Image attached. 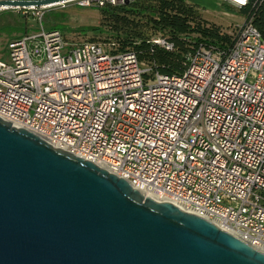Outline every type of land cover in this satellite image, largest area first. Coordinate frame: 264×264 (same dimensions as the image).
Here are the masks:
<instances>
[{"label":"built area","instance_id":"2783aa9c","mask_svg":"<svg viewBox=\"0 0 264 264\" xmlns=\"http://www.w3.org/2000/svg\"><path fill=\"white\" fill-rule=\"evenodd\" d=\"M231 41L226 52L198 47L181 74L162 76L118 42L41 27L0 55V119L264 254V39L244 22ZM150 42L173 50L163 34Z\"/></svg>","mask_w":264,"mask_h":264},{"label":"water","instance_id":"95a60500","mask_svg":"<svg viewBox=\"0 0 264 264\" xmlns=\"http://www.w3.org/2000/svg\"><path fill=\"white\" fill-rule=\"evenodd\" d=\"M0 264H264V254L0 119Z\"/></svg>","mask_w":264,"mask_h":264},{"label":"trees","instance_id":"16d2710c","mask_svg":"<svg viewBox=\"0 0 264 264\" xmlns=\"http://www.w3.org/2000/svg\"><path fill=\"white\" fill-rule=\"evenodd\" d=\"M151 1L154 2L149 8L154 16V19H151L153 27L167 34L173 45L172 51L158 48L142 33L131 31L138 26L137 18L140 15L137 13L138 10L129 9L135 0L128 5L107 6L98 10L104 15L112 12L115 24L113 31L116 33L115 38L119 40L120 48L133 52L153 73L162 76L179 75L185 68L186 55L198 47L204 46L213 51L226 52L232 45L231 37L220 32L221 26L204 20L197 12V6L186 0ZM238 10L244 16L245 23L250 22L264 39V0H249L246 7ZM27 32L24 31L22 34Z\"/></svg>","mask_w":264,"mask_h":264},{"label":"rangeland","instance_id":"374dc122","mask_svg":"<svg viewBox=\"0 0 264 264\" xmlns=\"http://www.w3.org/2000/svg\"><path fill=\"white\" fill-rule=\"evenodd\" d=\"M196 2V0H195ZM207 11H218L220 8L215 6L214 0H199ZM218 3L228 5L222 0ZM154 5L151 0H135L132 4L134 11L140 13L138 26L131 31L142 33L146 38H153L157 34H167L153 27L151 19L154 16L151 14L150 7ZM197 12H200L197 9ZM204 16L209 19H215L213 15L203 12ZM220 27V32L229 37L234 35L235 24H228L226 20L216 19ZM112 12L102 14L95 8H81L73 3H67L62 6H50L46 8H27V9H1L0 10V55H5L6 44L15 36L22 35L24 31L34 32L43 27L45 30H59L63 34L77 39L91 40H109L118 42L113 31L115 24L113 22ZM227 22V23H226ZM226 25V26H225ZM5 30H2V28ZM118 27V26H117ZM92 29H100V32H94ZM7 30V31H6ZM79 37V38H78ZM147 65V64H146Z\"/></svg>","mask_w":264,"mask_h":264},{"label":"crops","instance_id":"0c3cea01","mask_svg":"<svg viewBox=\"0 0 264 264\" xmlns=\"http://www.w3.org/2000/svg\"><path fill=\"white\" fill-rule=\"evenodd\" d=\"M186 1L190 4L197 6V9L200 12L201 17L204 20L211 22V23H214L216 25L224 26L222 24H219L217 22L218 20H216V19L226 20L228 22V24H226V25L235 24L236 26H238V25H242L245 22L244 16H242L239 13L238 9H235V8L231 7L230 5L220 4V3H218V0H214L215 6L220 8V10H218V11H215V10L207 11L206 7L203 6V4H201L199 2V0H196V2H195V0H186ZM204 11H205V13H209V14L213 15L212 17H214L215 19H209V18L205 17L203 14Z\"/></svg>","mask_w":264,"mask_h":264},{"label":"bare ground","instance_id":"6f19581e","mask_svg":"<svg viewBox=\"0 0 264 264\" xmlns=\"http://www.w3.org/2000/svg\"><path fill=\"white\" fill-rule=\"evenodd\" d=\"M67 2H60V3H57V4H55V5H57V6H62V5H65ZM54 6V5H53ZM46 7H50V6H46Z\"/></svg>","mask_w":264,"mask_h":264},{"label":"snow or ice","instance_id":"6c2138e0","mask_svg":"<svg viewBox=\"0 0 264 264\" xmlns=\"http://www.w3.org/2000/svg\"><path fill=\"white\" fill-rule=\"evenodd\" d=\"M241 2H243V0H241Z\"/></svg>","mask_w":264,"mask_h":264}]
</instances>
